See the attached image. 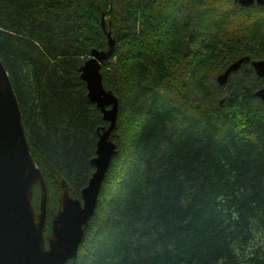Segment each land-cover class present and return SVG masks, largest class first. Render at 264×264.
Returning <instances> with one entry per match:
<instances>
[{
  "label": "trees",
  "instance_id": "1",
  "mask_svg": "<svg viewBox=\"0 0 264 264\" xmlns=\"http://www.w3.org/2000/svg\"><path fill=\"white\" fill-rule=\"evenodd\" d=\"M102 14L117 152L66 264H264V80L250 65L264 59V6L236 0H0V60L47 189L45 234L60 181L80 197L108 125L80 78L90 50L109 49Z\"/></svg>",
  "mask_w": 264,
  "mask_h": 264
},
{
  "label": "water",
  "instance_id": "2",
  "mask_svg": "<svg viewBox=\"0 0 264 264\" xmlns=\"http://www.w3.org/2000/svg\"><path fill=\"white\" fill-rule=\"evenodd\" d=\"M236 2L244 8L264 6V0ZM101 27L109 49L92 48L80 66V78L85 83L88 99L108 125L97 130L95 155L90 160L94 170L82 187L80 197L70 196L65 181H60L59 209L52 216L50 234L46 236L47 189L30 152L20 107L0 60V264H66L78 255L84 227L95 212L101 184L117 152L111 133L116 125L118 99L104 88L100 72L101 62L114 47L111 33L105 27L104 14ZM245 59L235 60L217 74V84L224 85L229 74L237 71ZM250 65L264 80V59L250 60ZM254 94L264 102V83ZM55 175L59 179V175ZM36 184L40 192L38 205L33 204Z\"/></svg>",
  "mask_w": 264,
  "mask_h": 264
},
{
  "label": "rangeland",
  "instance_id": "3",
  "mask_svg": "<svg viewBox=\"0 0 264 264\" xmlns=\"http://www.w3.org/2000/svg\"><path fill=\"white\" fill-rule=\"evenodd\" d=\"M38 191H39V189H38ZM39 194H40V192H38V194H37V192L35 193L34 192V190H33V197H35V200H34V202H35V204L36 205H38V197H39ZM58 206H59V204H58ZM59 209V207L58 208H56V211L55 212H57V210ZM55 212H54V214H55ZM47 223V222H46ZM45 227H46V225H45ZM51 228V227H50ZM48 234H50V231L49 232H46V234H45V229H44V235L46 236V235H48Z\"/></svg>",
  "mask_w": 264,
  "mask_h": 264
},
{
  "label": "flooded vegetation",
  "instance_id": "4",
  "mask_svg": "<svg viewBox=\"0 0 264 264\" xmlns=\"http://www.w3.org/2000/svg\"><path fill=\"white\" fill-rule=\"evenodd\" d=\"M53 215H54V214H53ZM53 215H52V216H53ZM47 216H48V215H47ZM52 216H51V219H52ZM51 219H50V220H51ZM46 221H47V217H46Z\"/></svg>",
  "mask_w": 264,
  "mask_h": 264
}]
</instances>
